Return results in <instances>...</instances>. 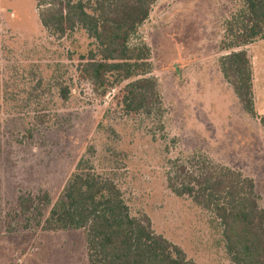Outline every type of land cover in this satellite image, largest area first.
I'll return each instance as SVG.
<instances>
[{
    "label": "rangeland",
    "instance_id": "rangeland-1",
    "mask_svg": "<svg viewBox=\"0 0 264 264\" xmlns=\"http://www.w3.org/2000/svg\"><path fill=\"white\" fill-rule=\"evenodd\" d=\"M241 6L157 0L131 39L150 48L149 77L162 98L148 116L117 104L127 82L103 97L80 78L82 58L94 49L84 30L57 38L41 25L35 0H0V264H88L83 230L45 232L41 216L21 207L44 196L52 206L82 164L113 179L131 216L148 217L189 260L235 264L219 220L174 193L169 178L176 163L203 156L252 178L264 209V41L245 47L255 116L219 63L226 22Z\"/></svg>",
    "mask_w": 264,
    "mask_h": 264
},
{
    "label": "trees",
    "instance_id": "trees-1",
    "mask_svg": "<svg viewBox=\"0 0 264 264\" xmlns=\"http://www.w3.org/2000/svg\"><path fill=\"white\" fill-rule=\"evenodd\" d=\"M35 2L41 25L53 36L64 38L81 28L93 40L94 49L78 67L81 79L103 97L127 82L115 96L127 115L160 111L158 82L149 77L151 50L145 44H131L157 0ZM226 23L219 46L226 54L220 58V69L244 111L255 116L253 69L245 47L264 40V0H242ZM174 166L169 187L215 215L232 262L264 264V209L254 180L203 156ZM38 201L24 200L23 213H38L45 232L83 230L88 264H196L180 247L156 234L148 217L131 216L118 184L87 164L79 165L52 206L47 196Z\"/></svg>",
    "mask_w": 264,
    "mask_h": 264
},
{
    "label": "crops",
    "instance_id": "crops-1",
    "mask_svg": "<svg viewBox=\"0 0 264 264\" xmlns=\"http://www.w3.org/2000/svg\"><path fill=\"white\" fill-rule=\"evenodd\" d=\"M264 41V40H263ZM263 41H260V42H263Z\"/></svg>",
    "mask_w": 264,
    "mask_h": 264
}]
</instances>
